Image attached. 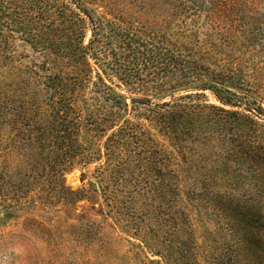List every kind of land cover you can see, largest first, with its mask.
Masks as SVG:
<instances>
[{"label": "rangeland", "instance_id": "rangeland-1", "mask_svg": "<svg viewBox=\"0 0 264 264\" xmlns=\"http://www.w3.org/2000/svg\"><path fill=\"white\" fill-rule=\"evenodd\" d=\"M79 10L216 90L62 59ZM0 264H264V0H0Z\"/></svg>", "mask_w": 264, "mask_h": 264}, {"label": "trees", "instance_id": "trees-1", "mask_svg": "<svg viewBox=\"0 0 264 264\" xmlns=\"http://www.w3.org/2000/svg\"><path fill=\"white\" fill-rule=\"evenodd\" d=\"M65 7L67 8V5ZM78 9H82L81 6H78ZM79 11L85 15V18L76 13H72V15H68L65 11L62 12L63 14L60 13V20L62 19L64 24L67 25L65 32L68 36L66 45L60 49L62 59L79 60L81 65L83 60H87L90 57L103 60L102 57L105 56V60L111 59L109 67L117 75H119L118 73H121V75L129 74L135 63L144 67L152 63L155 65L154 68L156 67L157 70L167 76L166 78L170 79L169 82L174 85V88L177 85H181V82L177 78L180 72H185L184 79L186 81L185 84L189 85L188 90H216L215 85L217 82L210 78L200 77L199 72L203 70L202 65L194 61L190 55L185 57L175 49L162 50L152 48L146 42L145 44H140V42L137 44L134 37H127L125 34L126 30H121L114 26L109 28L105 21L99 20L92 12L91 14H86L85 10ZM88 29L91 31V38L89 39V43L84 45V38ZM116 40L121 46L119 49H122L123 58H118L116 52L114 59V54L111 56L112 47L114 46V42L116 43ZM52 51L49 50V53L54 55ZM126 51L127 53L124 55ZM124 58L125 60H123ZM121 81H124L123 84L133 93L139 92L143 87L148 85V82L145 83V81L135 82L134 78H130V76L122 77ZM186 115L187 117H185ZM188 115L185 114L184 116L182 113L165 114L163 122L169 121L171 118H174V120H176L175 118L190 119ZM176 122L180 124L179 121ZM242 233L241 242L247 250L252 251L253 243L246 238L252 231L247 229L242 230Z\"/></svg>", "mask_w": 264, "mask_h": 264}]
</instances>
